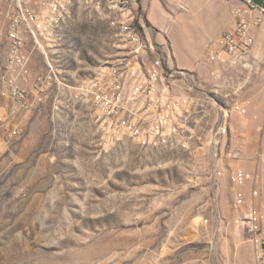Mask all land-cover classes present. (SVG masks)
Returning a JSON list of instances; mask_svg holds the SVG:
<instances>
[{"label":"rangeland","instance_id":"rangeland-1","mask_svg":"<svg viewBox=\"0 0 264 264\" xmlns=\"http://www.w3.org/2000/svg\"><path fill=\"white\" fill-rule=\"evenodd\" d=\"M138 2L166 71L193 75L180 142L113 143L98 110L74 92L62 112L27 117L9 146L0 129V264H257L242 217L255 203L264 225V36L247 65L206 61L213 40L204 36L178 58L170 31ZM155 2L175 13L173 0ZM61 32L50 54L69 85L119 64V39L99 11L76 3ZM44 64L36 52L34 68ZM238 169L252 179L239 185Z\"/></svg>","mask_w":264,"mask_h":264},{"label":"built area","instance_id":"built-area-1","mask_svg":"<svg viewBox=\"0 0 264 264\" xmlns=\"http://www.w3.org/2000/svg\"><path fill=\"white\" fill-rule=\"evenodd\" d=\"M76 3L110 20L122 54L116 68L71 86L50 53H55ZM231 12L232 28L210 44L206 61L222 63L229 56L247 65L255 43L252 29L264 23V5L233 0ZM141 19L138 0H0L1 141L9 146L20 138L27 117L35 113L48 107L62 112L74 92L98 110L113 143L133 140L149 148L180 142L184 118L193 112V75L181 68L166 71L155 44L140 28ZM36 52L45 58L38 70L33 65ZM174 86H181L184 93H176ZM262 130L264 134V121ZM235 178L239 185L252 179L243 169L235 171ZM258 180V175L253 176V181ZM236 203L243 204V198ZM242 225L253 243L257 264H264L263 216L255 203L244 212Z\"/></svg>","mask_w":264,"mask_h":264},{"label":"crops","instance_id":"crops-1","mask_svg":"<svg viewBox=\"0 0 264 264\" xmlns=\"http://www.w3.org/2000/svg\"><path fill=\"white\" fill-rule=\"evenodd\" d=\"M256 1L264 5V0ZM173 2L174 5L177 6L175 7V13L162 11L161 6H159L155 0H140L142 11H144L145 7L148 5L150 10L148 16L151 17L154 15L162 25L167 27V32L170 31V40L172 41L171 52L178 58H184L186 51H189L188 49L190 48V45L187 44L190 43L191 39H194V37H198L199 39V37L204 36V43H208L212 40V42H214L223 32L233 26V16L231 12L233 0H173ZM178 6H181V8L186 7L187 11L182 10ZM104 18L107 19L106 17ZM191 18H193V20H191ZM227 23L229 27L223 30ZM143 34L146 37L148 36L151 40L154 39L152 34L148 31L143 30ZM252 34L255 41L263 38L264 23L260 27H254L252 29ZM163 38H165L166 41L168 40L165 35ZM183 39L187 42L186 46L183 45L181 41Z\"/></svg>","mask_w":264,"mask_h":264}]
</instances>
